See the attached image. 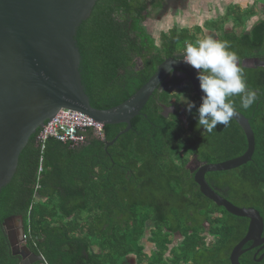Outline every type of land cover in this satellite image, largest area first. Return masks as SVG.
<instances>
[{
    "label": "trees",
    "instance_id": "16d2710c",
    "mask_svg": "<svg viewBox=\"0 0 264 264\" xmlns=\"http://www.w3.org/2000/svg\"><path fill=\"white\" fill-rule=\"evenodd\" d=\"M164 1L96 0L77 27L78 72L93 108L122 103L163 60L180 56L188 43L198 41L199 27L171 28L160 34L159 44L145 32L143 22ZM228 12L234 27L242 25L238 8ZM215 39L230 42L229 50L239 61L260 57L264 20L247 33L231 29ZM239 67L258 98L247 110L240 107L239 97L230 99L248 119L254 151L247 163L204 177L234 206L255 209L264 237V68ZM182 81L172 77L161 91H154L130 120L129 131L111 146L105 143L124 124L103 125V139L90 138L77 147L48 139L42 152L35 142L40 128L29 137L14 175L0 190V264L20 261L11 254L2 225L8 217L21 218L23 244L46 264H230L229 254L244 237L248 219L204 197L188 166L194 158L199 164H215L238 157L246 150V139L233 120L228 127L218 124L212 133L198 129L201 102ZM181 96L195 104L191 112L187 107L182 111ZM171 106L164 116L163 110ZM142 240L152 245L148 253ZM255 251L242 253L239 263L264 264V257L256 262L264 251L253 257Z\"/></svg>",
    "mask_w": 264,
    "mask_h": 264
},
{
    "label": "water",
    "instance_id": "95a60500",
    "mask_svg": "<svg viewBox=\"0 0 264 264\" xmlns=\"http://www.w3.org/2000/svg\"><path fill=\"white\" fill-rule=\"evenodd\" d=\"M96 0H0V190L15 173L18 156L29 137L59 109L80 112L102 125L124 124L115 137L105 143L111 146L129 131L130 120L137 116L154 91H161L171 77L188 83L201 101L203 95L197 71L180 61L172 65L170 75L165 67L173 57L163 60L150 78L122 103L96 109L89 104L80 81L78 65L80 55L75 44L77 27L90 14ZM242 67L263 66L256 58H245ZM173 106L163 110L167 114ZM243 131L246 150L238 157L215 164H199L193 159V180L200 193L226 212L248 219L244 237L232 248L230 264L246 251L257 248L253 257L264 249L263 221L251 207H237L221 197L205 181V173L237 168L251 160L254 134L248 119L236 111L232 119ZM18 220L19 228L13 229ZM10 252L19 264H43L40 254L32 253L22 240L21 218L8 217L2 223ZM250 243L247 248L244 246ZM262 252L256 259L260 262Z\"/></svg>",
    "mask_w": 264,
    "mask_h": 264
},
{
    "label": "clouds",
    "instance_id": "9594fccd",
    "mask_svg": "<svg viewBox=\"0 0 264 264\" xmlns=\"http://www.w3.org/2000/svg\"><path fill=\"white\" fill-rule=\"evenodd\" d=\"M230 49V42L220 41L211 36L188 43L180 56L173 58L165 70L171 75L172 65L184 62L197 71V79L203 93L197 108V128L207 133L216 130L218 124L228 127L236 115L232 97H239L240 107L249 109L258 98L257 90L249 88L242 69L238 66V56ZM187 103L191 112L195 104ZM44 261V259H43ZM43 264H45L43 262Z\"/></svg>",
    "mask_w": 264,
    "mask_h": 264
},
{
    "label": "built area",
    "instance_id": "2783aa9c",
    "mask_svg": "<svg viewBox=\"0 0 264 264\" xmlns=\"http://www.w3.org/2000/svg\"><path fill=\"white\" fill-rule=\"evenodd\" d=\"M103 125L93 121L86 115L69 110L59 109L54 116L44 122L36 135L35 142L40 151L44 149L45 142L48 139H54L60 143H68L71 147H77L90 135L103 139ZM42 170L41 158L39 160L37 174ZM24 241V236L22 235ZM45 263V261H43ZM46 264V263H45Z\"/></svg>",
    "mask_w": 264,
    "mask_h": 264
},
{
    "label": "rangeland",
    "instance_id": "374dc122",
    "mask_svg": "<svg viewBox=\"0 0 264 264\" xmlns=\"http://www.w3.org/2000/svg\"><path fill=\"white\" fill-rule=\"evenodd\" d=\"M244 1H245L244 3H238L239 2L238 0H219V4L217 5L218 10H216V8H215V12H219V14L217 16V20L216 19L211 20V18L215 17V15H214L215 12L213 11V5H212L213 0H206V1H204V0H178V6L180 8L186 7V6L196 8V10L198 12L197 18L194 19V23L198 22V24L196 26H199L200 28L204 27L205 29H207V28L210 29L211 26H214L215 28H218V27L220 28V26H221V27H223V30L228 31L233 27V23H232L233 21H232V16L229 15L227 17L226 12L229 11L235 3H237V5L242 6V7L237 6V7H239L241 12H243V11L246 12V9L247 10L248 9L254 10V14H253L254 16H252V15L247 16V14H245V12L242 13V15L244 16L243 18L245 19L244 21H245L247 28H249L252 25L253 21L255 20L254 17H256V18L257 17H264V7L261 6L262 3L260 0H244ZM169 2L173 3L174 1L169 0ZM206 4H207L208 9H212L211 13H209V14H206L205 10H204L206 8ZM258 5H260V6H258ZM166 7H167V5L164 4V6L162 7V10L164 11V9ZM260 7H262V12H260V9H259ZM186 9H184V10H186ZM233 10L236 11L237 9L233 8ZM169 11L167 12V14H173V13H171L172 12L171 10H169ZM202 12H204L203 15L201 14ZM223 12H225V14H223ZM157 13H160V9L157 11ZM250 16H252V17H250ZM152 17L153 16H151L150 18H152ZM224 17H226L227 18L226 20H228V22H226L225 24H223V22H221L222 20H224ZM208 19H210V20H208ZM237 27H239V26H237ZM175 28L177 29V27H175ZM166 30L164 29L161 32H159L158 33L159 37H160L161 33H167L169 31V30L168 31H166ZM234 30L236 32H238L239 28L235 27ZM148 31L145 29V32H147V34H148ZM211 31H214V30L211 28ZM215 34H216V32H215ZM201 38H202V36H201ZM201 38H199L198 40H202ZM153 40L156 43V41L158 39H153ZM157 44H159V42H157ZM186 102H189L187 97L181 96V100H180L179 105L182 107V111L187 107ZM188 167L189 168L193 167V164L189 163ZM19 225L20 224H19L18 220H15L12 224L13 229H15V230L18 229ZM141 243L146 246L145 251L148 253V251H149V249H147L148 244H146L144 240H142Z\"/></svg>",
    "mask_w": 264,
    "mask_h": 264
},
{
    "label": "crops",
    "instance_id": "0c3cea01",
    "mask_svg": "<svg viewBox=\"0 0 264 264\" xmlns=\"http://www.w3.org/2000/svg\"><path fill=\"white\" fill-rule=\"evenodd\" d=\"M173 1L174 2L171 3V2H169V0H165L164 4L167 5V7H166L167 9L165 8L166 10L165 9H164V11L162 10V7L164 6V4H163V6L160 9V13H157L152 18H149V19H147V20H145L143 22L144 28L147 31L149 30L148 34L153 39H158L156 41V43L159 42V34L158 33L161 32L164 29L165 30L167 29L166 31H168L171 28L177 27V29L186 28V29H189V30H194L196 27H199V26H196L198 24V22L194 23V19H196L197 16H198V12H197L196 8L188 7V6L180 8L178 6V0H173ZM204 1H206V0H204ZM212 5H213V11L214 12H215V8H216V10H218V7H217L218 3L216 1L212 2ZM184 9H186V10H184ZM169 10H171L172 11L171 13H173V14H167V12ZM204 10H205L206 14H209L212 11V9H208L207 8V4H206V8ZM225 12H223V14H225ZM203 13L204 12H202L201 14L203 15ZM218 14H219V12H215V14H214L215 17L211 18V20H213V19L217 20ZM208 20H210V19H208ZM221 22H223V21H221ZM211 28L214 31H211ZM200 29H201L200 33L197 34V36H196L197 40L199 38H201V36H202L201 39H205V38H207L209 36H211L212 38L215 39L217 35H219L221 32H223V27H221V26H220V28L219 27L215 28L213 26V27H210V29L209 28L205 29L204 27H202ZM215 32H216V34H215ZM151 248H152V245L148 244L147 249H149V251H150ZM133 263L134 262L128 260L126 264H133Z\"/></svg>",
    "mask_w": 264,
    "mask_h": 264
},
{
    "label": "flooded vegetation",
    "instance_id": "af4514ba",
    "mask_svg": "<svg viewBox=\"0 0 264 264\" xmlns=\"http://www.w3.org/2000/svg\"><path fill=\"white\" fill-rule=\"evenodd\" d=\"M216 0H213V2H215ZM239 2L238 3H244L245 1L244 0H238ZM218 4H219V0H217L216 1ZM237 6H239V7H242V6H240V5H237V3H235L234 5H233V7L232 8H234V9H237L238 8V11L239 12H241L240 11V9H239V7H237ZM258 6H260V5H258ZM261 6H263V5H261ZM260 9V12H262V7H260L259 8ZM246 11H247V9H246ZM243 12H245V11H243ZM243 12H241V13H243ZM226 15H228V11L226 12ZM225 15V16H226ZM252 16H254V15H252ZM252 16H250V17H252ZM240 17H242V25H240L239 27H237L236 26V28H239V31L238 32H240V33H242V32H249L250 30H251V28L253 27V25L254 24H256L258 21H261V20H264V17H254V21H253V23H252V25L249 27V28H247V26H246V24H245V19L243 18L244 16L243 15H241ZM227 18L226 17H224V20H223V23L225 24L226 22H228V20H226ZM232 21H233V18H232ZM233 23V27L231 28V29H235V27H234V21L232 22ZM211 27H213V26H211ZM230 29V30H231ZM223 31H226V30H223ZM229 31V30H228ZM237 32V33H238ZM245 58H256L257 60H259V61H263L264 62V55H261L260 57H256V56H249V57H245ZM245 58H243V59H245ZM242 59V60H243ZM241 61V60H240ZM238 66H241L240 65V62H239V64H238ZM242 67V66H241ZM259 67H261V68H264V65L263 66H256V65H254V66H250V67H243V68H245V69H256V68H259ZM172 78V77H171ZM171 78H169V79H171ZM256 250H257V248H255ZM261 251H264V249L263 250H261ZM36 264H41V263H36Z\"/></svg>",
    "mask_w": 264,
    "mask_h": 264
},
{
    "label": "bare ground",
    "instance_id": "6f19581e",
    "mask_svg": "<svg viewBox=\"0 0 264 264\" xmlns=\"http://www.w3.org/2000/svg\"><path fill=\"white\" fill-rule=\"evenodd\" d=\"M90 138H95V139H98L99 140V137H97V136H92V135H89L88 137H87V139L85 140V142L84 143H82V144H79V145H83V144H85Z\"/></svg>",
    "mask_w": 264,
    "mask_h": 264
}]
</instances>
